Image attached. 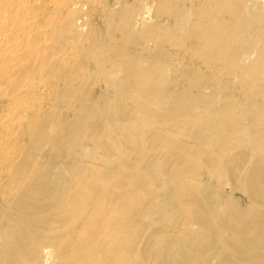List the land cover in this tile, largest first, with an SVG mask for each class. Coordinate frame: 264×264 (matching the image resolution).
I'll list each match as a JSON object with an SVG mask.
<instances>
[{
  "label": "bare ground",
  "instance_id": "bare-ground-1",
  "mask_svg": "<svg viewBox=\"0 0 264 264\" xmlns=\"http://www.w3.org/2000/svg\"><path fill=\"white\" fill-rule=\"evenodd\" d=\"M185 1L124 4L118 27L178 43L152 9L181 10V85L168 52L90 42L80 67L110 94L75 87L66 60L51 112L0 132V264H264V0Z\"/></svg>",
  "mask_w": 264,
  "mask_h": 264
},
{
  "label": "rangeland",
  "instance_id": "rangeland-1",
  "mask_svg": "<svg viewBox=\"0 0 264 264\" xmlns=\"http://www.w3.org/2000/svg\"><path fill=\"white\" fill-rule=\"evenodd\" d=\"M149 1L3 0L5 11L3 10V14L0 13L2 15L0 20H6V22L2 20L6 27L0 34L2 40V43L0 42V57L5 55L4 61H0V132L3 129H14L13 127L18 124L21 116L25 112H31L35 107L42 105L44 111L51 112L49 107L52 99L49 93L53 89L50 84L56 83L60 89L64 77V75L52 73L51 69L63 67L66 60L68 64L64 70L70 71V68L73 67L70 76L76 78L75 87L78 82H83L91 87L92 93L95 95L110 94L108 90L105 91L104 79L95 71L93 62L86 61L83 68L80 67V61L85 60L84 49L90 42L110 44L114 48L120 47L126 56L141 55L146 57L151 52H168L170 57L168 66H165V73L171 79L177 77V82L181 85L183 81L174 71L175 68L182 70L187 67L178 46L181 33L186 32L185 29L183 32L181 31L182 23L179 18L181 10H179L177 18L170 13L156 15L157 2L152 9L155 23H160L165 29L170 30L174 40L178 43H160L149 37L138 38V31L131 36H126L118 29L121 25L119 14L124 4L128 5L132 12L138 13L142 11L144 2ZM193 1L186 0L185 4L188 6ZM6 3L8 8H6ZM177 6L181 8L182 3H178ZM171 8L174 7H166L167 10ZM4 12H6L5 15ZM188 19L192 20L190 17ZM68 21L72 23L71 31L67 27ZM79 34L83 37H75ZM42 58H46L47 62L43 63ZM108 60L105 62L107 69L117 71L120 68L118 65L112 66ZM144 63L149 64V58L144 60ZM49 74L52 75L49 76ZM15 82H18L21 91L17 96L7 101ZM184 83L186 84L185 81ZM189 91L191 95L194 94L193 88ZM14 93L16 94V90L12 94ZM53 112L60 114L64 110L62 107H58ZM88 148L90 153L95 156L90 143ZM2 162L3 160L0 158V168Z\"/></svg>",
  "mask_w": 264,
  "mask_h": 264
}]
</instances>
